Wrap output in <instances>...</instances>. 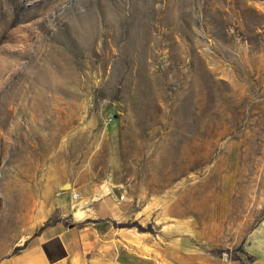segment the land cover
<instances>
[{"label":"rangeland","instance_id":"obj_1","mask_svg":"<svg viewBox=\"0 0 264 264\" xmlns=\"http://www.w3.org/2000/svg\"><path fill=\"white\" fill-rule=\"evenodd\" d=\"M104 243L264 264V0H0V264Z\"/></svg>","mask_w":264,"mask_h":264},{"label":"crops","instance_id":"obj_2","mask_svg":"<svg viewBox=\"0 0 264 264\" xmlns=\"http://www.w3.org/2000/svg\"><path fill=\"white\" fill-rule=\"evenodd\" d=\"M82 229H80L81 231ZM45 233V232H44ZM44 233H42V237L44 235ZM80 232L78 231H75L74 229H71L69 230V232H65L64 231V237L60 236V244L61 246L59 245V248H62V252H63V255L62 257L63 258H67L69 257L70 253L68 251V247H67V244L69 242V240L74 237L76 238L78 236ZM130 235H132V237H134V234L133 233H129ZM53 238H56V234L54 236H51V237H46L45 240H42L41 243H44L45 241H48L49 239H53ZM74 243L71 244V246L73 245ZM93 245H96L97 246V242L94 243V240L91 241V244H89V247H92ZM86 247V246H84ZM113 247V258L112 259H106L102 256L101 254V257H92V258H89L88 259V262L89 263H94V264H132L133 262H138V263H143V262H150L151 260L150 259H154V257H148V256H145L146 258H143V255H140L138 254L137 252L133 253L130 251V249H126L124 247H118V244L117 243H114V244H111V243H104V244H101L99 249H101L102 251L103 250H108L110 248ZM61 257V258H62Z\"/></svg>","mask_w":264,"mask_h":264},{"label":"trees","instance_id":"obj_3","mask_svg":"<svg viewBox=\"0 0 264 264\" xmlns=\"http://www.w3.org/2000/svg\"><path fill=\"white\" fill-rule=\"evenodd\" d=\"M224 26H225V28H226V22H222V23H221V28H222L223 30H224ZM253 28H254V27L246 26V29H253ZM54 241L57 242L58 245L61 246L59 239H55ZM61 249H62V248H61ZM49 255H50V257L52 258L51 254H49ZM61 256H62V255H61ZM61 256H59V257H61Z\"/></svg>","mask_w":264,"mask_h":264},{"label":"built area","instance_id":"obj_4","mask_svg":"<svg viewBox=\"0 0 264 264\" xmlns=\"http://www.w3.org/2000/svg\"><path fill=\"white\" fill-rule=\"evenodd\" d=\"M72 196L75 197V194H73Z\"/></svg>","mask_w":264,"mask_h":264}]
</instances>
